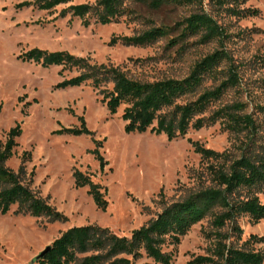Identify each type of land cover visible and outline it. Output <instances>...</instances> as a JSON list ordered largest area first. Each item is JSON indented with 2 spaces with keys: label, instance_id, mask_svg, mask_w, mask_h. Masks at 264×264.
Listing matches in <instances>:
<instances>
[{
  "label": "rangeland",
  "instance_id": "obj_1",
  "mask_svg": "<svg viewBox=\"0 0 264 264\" xmlns=\"http://www.w3.org/2000/svg\"><path fill=\"white\" fill-rule=\"evenodd\" d=\"M23 1L32 0H0V139L9 127L16 123L20 126L14 154L5 165L15 170L21 152L29 151L25 169L33 175L30 188L66 219L49 221L43 216L15 213V206L0 213V264H33L45 245L73 225L96 224L115 234L128 235L159 213L163 203L181 200L210 185L189 140L215 150L228 148L238 155L236 146L241 137L223 131L218 122L188 129L182 137L171 140L147 131L125 133L120 119L122 106L109 114L89 82L55 87L74 75V70L59 65L43 67L19 55L32 47L64 50L87 57L92 63L118 66L130 78L150 81L183 76L193 61L223 45L241 64L242 83L238 89L227 90L213 107L239 100L252 111L254 104L264 105V68L252 61L255 54L264 57V32L257 31L264 30V0H245L241 6L258 8L260 13L244 18L230 16L212 0H202L200 6L169 5L157 10L138 7L154 24H172L190 12L203 10L228 34L220 42L198 44L196 37H190L185 46L178 43L170 47L166 42L174 32L144 47L107 43L112 35L145 28L141 22L121 18L118 22L90 21L82 26L77 17L59 15L68 4L92 0H70L50 10L16 7ZM146 57L151 60L141 66L131 61ZM208 85V81L203 83L204 87ZM254 116L264 120V115L257 112ZM81 118L88 134L57 132L60 128H79ZM74 170L87 174L102 187L107 201L104 211L96 208L87 186L74 187ZM259 196L264 199V194ZM238 223L243 240L250 234L264 235V219L252 223L248 216H240ZM202 230H213L208 218L180 237L169 264H185L191 256L206 253L212 243L204 238ZM263 247L254 245L255 249ZM142 263L157 264L144 256L133 264Z\"/></svg>",
  "mask_w": 264,
  "mask_h": 264
},
{
  "label": "trees",
  "instance_id": "obj_2",
  "mask_svg": "<svg viewBox=\"0 0 264 264\" xmlns=\"http://www.w3.org/2000/svg\"><path fill=\"white\" fill-rule=\"evenodd\" d=\"M70 0H32L16 4V7L33 6L50 10ZM230 16L244 18L257 16L258 8L241 6L245 0H212ZM202 0H92L68 4L59 15L77 17L82 26L90 21L99 24L141 22L145 28L130 34L112 35L109 45L144 47L174 32L166 46L179 43L185 46L187 39L205 44L222 41L226 30L203 10L190 12L172 24H154L137 8L157 10L165 6L201 5ZM257 31H262L258 29ZM19 57L32 60L43 67L59 65L76 73L59 81L55 87L79 86L89 82L97 90L99 101L109 114L122 106L120 119L125 133L149 132L163 134L167 140L182 137L188 129L197 130L220 124L229 134L241 137L238 155L230 149L215 150L189 140L193 152L199 155L204 175L210 185L192 192L181 200L163 203L159 213L128 235H118L107 227L96 224L73 225L50 242L43 256L34 257L33 264H133L142 256L152 263L169 264L172 250L189 228L208 218L213 228L201 231L211 241L205 254L191 256L185 264H264V235L250 234L242 239L240 216H248L252 223L264 219V120L254 116L264 115V105L254 104L248 111L244 101H233L217 107L229 89H238L242 83L241 64L221 47L205 53L191 63L186 74L180 77H161L153 80L130 78L118 66L92 63L87 57L64 50L48 51L32 47ZM151 57L131 59L132 63L145 64ZM253 63L264 68V57L255 54ZM205 81L210 82L207 87ZM57 132L74 135L88 134L82 118L79 128H60ZM20 134L19 124L9 127L0 139V213L15 206V213L65 220L44 199L30 188L32 172L25 169L29 151L23 150L15 170L5 165L14 154L15 138ZM99 165H103L98 156ZM74 187L87 186V192L97 209L105 210L107 201L102 187L91 181L81 171L72 172ZM101 189V190H100ZM170 246V250L164 248ZM147 264V263H142Z\"/></svg>",
  "mask_w": 264,
  "mask_h": 264
},
{
  "label": "water",
  "instance_id": "obj_3",
  "mask_svg": "<svg viewBox=\"0 0 264 264\" xmlns=\"http://www.w3.org/2000/svg\"><path fill=\"white\" fill-rule=\"evenodd\" d=\"M50 247V244H47L45 245L39 252L38 254L35 256V257H40V256H43L45 254V252L49 249ZM35 259V258H33Z\"/></svg>",
  "mask_w": 264,
  "mask_h": 264
}]
</instances>
